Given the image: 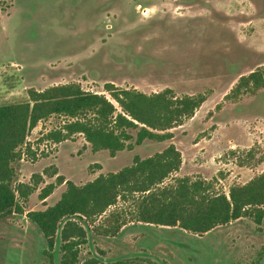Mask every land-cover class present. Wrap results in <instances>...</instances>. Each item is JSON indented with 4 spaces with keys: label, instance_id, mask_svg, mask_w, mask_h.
Returning a JSON list of instances; mask_svg holds the SVG:
<instances>
[{
    "label": "rangeland",
    "instance_id": "374dc122",
    "mask_svg": "<svg viewBox=\"0 0 264 264\" xmlns=\"http://www.w3.org/2000/svg\"><path fill=\"white\" fill-rule=\"evenodd\" d=\"M262 68L264 0H0V105L65 83L109 98V82L147 94L170 88L177 97L206 98L193 117L170 129L172 139L146 140L115 156L94 151L83 134L41 141L65 119L39 122L27 138L35 154L24 147L14 183H31L35 174L42 179L27 199L19 198L24 213L0 219V264H60V235L51 262L47 239L28 217L60 199L66 189L60 175L83 185L171 143L183 157L174 176L211 180L216 192L228 194L264 172V88L243 87L240 96L226 97L242 76ZM49 183L56 188L42 200ZM130 203L119 201L95 222L77 218L88 231L78 264H264V221L248 217L205 234L146 223H129L115 235L94 231Z\"/></svg>",
    "mask_w": 264,
    "mask_h": 264
},
{
    "label": "trees",
    "instance_id": "16d2710c",
    "mask_svg": "<svg viewBox=\"0 0 264 264\" xmlns=\"http://www.w3.org/2000/svg\"><path fill=\"white\" fill-rule=\"evenodd\" d=\"M243 87L251 92L263 89L264 68L242 76L226 97L240 96ZM105 89L111 98L87 91L79 83L57 84L44 90L30 89L28 101L0 105V219L14 212L24 213L19 198L27 199L42 179L35 174L31 183H14L15 162L23 158L24 147L35 154L27 138L39 122L53 115L65 119L45 133L41 141L60 143L83 134L94 151L108 150L115 156L146 140L172 139L170 129L193 117L206 100L204 95L177 97L170 88L147 94L109 82ZM247 154H254L253 148ZM182 162V152L171 143L151 156L135 155L132 164L101 173L83 185L60 175L58 183L66 184L60 199L45 209L28 212L48 241L46 256L54 261L52 251L59 234L60 264H78L80 248L88 242V231L77 218L95 222L119 201L131 205L127 210L115 209L104 223L95 225L99 235H115L129 223L179 226L197 234L244 217L262 224L264 172L244 184L231 186L226 194L214 191L211 180L174 176ZM241 164L246 165L244 161ZM55 188V183L46 185L41 199L46 200ZM97 262L93 259L89 264Z\"/></svg>",
    "mask_w": 264,
    "mask_h": 264
}]
</instances>
